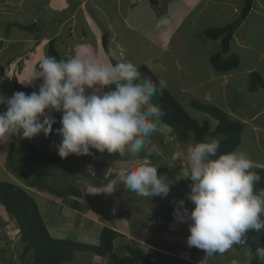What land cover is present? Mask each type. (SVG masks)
<instances>
[{
	"label": "rangeland",
	"instance_id": "374dc122",
	"mask_svg": "<svg viewBox=\"0 0 264 264\" xmlns=\"http://www.w3.org/2000/svg\"><path fill=\"white\" fill-rule=\"evenodd\" d=\"M0 1L2 2V7L5 4L2 10H0V15L10 12L12 15L16 16V4H18V8H20L19 11H25L26 15L28 16L27 18H29L32 14L38 13L39 18H37V21H39L41 14H44V11L46 13V10H44L45 5L48 8H50V6L56 8L61 5V0H53V5L51 4L52 0H50L49 3L48 0H5V2H3V0ZM73 1L76 0H68V3L72 4ZM77 1L78 4L79 2L81 3V5L83 4L82 6H84L87 10L89 8V5H92L94 2V0ZM148 1L149 5H151V7L153 8L152 10L159 14L168 11L169 8L172 9V7L174 6L173 3H171L170 7L167 6L169 4V0H155L156 2L152 0ZM226 1L227 3L224 2V6H219V12H222L221 15H217L218 13L214 12L210 16L205 15L199 18L194 14V16L185 21L179 32L181 33V36L184 37L183 39L186 40L185 46L184 42L178 44V40L175 43V54H172L180 57V59L178 60V71L172 73L171 78L165 81V87L179 101L184 109L189 112V114L200 124L207 120L210 121L213 129L216 125V121L211 120L210 117H206L200 112L193 109L191 101L198 100V98L187 96L185 94V89L188 88L189 85L193 86L195 83L200 82L201 79H203V77L207 75L208 69H212V65L210 63V57L212 53L219 52L220 50L222 51V44L220 46H218V44H212L214 43L212 42V40L210 42L211 44H209L210 46L201 45L202 42L209 41L205 36L204 31L211 28H221L229 24L243 23L240 22V14L244 7L245 0ZM100 2H104V0H100ZM12 4H15L14 7H9ZM261 5H264L261 0H255L254 8L255 6L259 8ZM95 7H97V10L102 11V8H100L101 6L98 3L95 4ZM178 7H181V5H178ZM105 8L108 9V7ZM175 9L176 11H178L176 5L173 7L172 11L174 12ZM101 13L96 14V20L98 22V20L100 19V21L106 26L105 29L107 30L109 15L107 14V11ZM125 13V18L127 20L126 22H128L129 13L132 12L126 11ZM250 14H253L251 19L246 20V24H242L239 29V33L244 34L247 47L244 49H239L234 46L233 48V52L240 58V65L237 71L254 66L257 61V56L260 53L264 52V12L260 9H252ZM11 18H9L8 21L6 20V18H1L0 31L4 32V30H8L9 36H17L18 30L13 26L14 24H12V22L17 21V19H20V17L19 15H17L16 18L13 19V21L9 22ZM46 18L47 16L45 15L43 21L46 20ZM23 19L25 20L26 17ZM194 20H196V23L193 25ZM6 21L7 23H5ZM18 24L22 25L21 22H18ZM38 26L40 28H44L45 24H43V22H40ZM66 27L67 31L64 30L65 34L67 33L72 35V28L69 25H67ZM40 28L39 30H41ZM44 30V32L38 33V36L40 34L42 36L40 40H44L43 38L47 34L46 28H44ZM106 30L104 31L107 32L108 30ZM32 31L34 33V30ZM129 33H134V30H131V32ZM60 34H63V32H61ZM125 36H127V34ZM138 40L139 42L135 43L136 48L130 47V51L123 53H119V51L115 53V50L111 49L108 43L107 49L104 48V50H102V56L99 59L102 61V63L112 64H114V61L116 63L130 61L134 63L138 68H140L141 66L145 65L147 58L154 57L156 56V54H159V52L157 48L147 49L142 38H138ZM82 41L93 44L90 46V48L87 47L85 49L87 51L89 50L90 53L88 52V54H84L81 57H79L78 55V57L81 59L94 57L93 53L97 50V44L100 47H103L101 39H99L97 35L94 36L90 32L88 33L87 39L84 38ZM126 41L131 40L127 39ZM197 43H199L201 46L196 47ZM73 49L74 48L72 47L70 52L68 53L67 51H64L59 47V51L61 54L59 52L58 53L60 54L61 59H71L75 54ZM48 50V47L44 48L45 56H49V54L47 53ZM165 59L167 62L166 64H168L167 70L169 72L164 73V76L165 78H167L170 72L174 71V67L177 64L173 61L174 59L171 55H166ZM185 60L189 61L188 64L191 63L192 65H187V68L182 70V67L184 65L183 62ZM36 63L37 62L35 60L33 69H36L38 67L40 71V64L38 63L37 66ZM263 65L260 68L262 70L264 67ZM4 67H6L7 70H11V68L6 64ZM7 70L6 72H8ZM19 71L21 72L22 76H24L26 68L23 66ZM39 71L37 72L39 73ZM29 76L30 75H27L21 78V81L25 85H30V81L27 79ZM6 82V76L0 77V85L2 87L3 96H5L4 93L8 92V84H6ZM35 83L34 91H38L42 80H39ZM88 94H90V92ZM263 97L264 95L259 93L251 95V99H253V101L257 104L261 105L264 104V99H262ZM237 101H239V99L236 98V96L231 95L228 96V98L225 97V103L223 105L226 107V109H228L227 111L229 113H227L232 118H234V111L236 110H240L243 116L249 115L246 116L247 120H244L247 121V123L242 121L244 131L247 130V135H244L243 138L245 137L244 142L249 143V141H251L252 145L246 147V150L244 149V145H242V149H244V153L246 151L247 156L250 157L251 152L249 151L254 148L256 143L257 145L259 144V149H261L262 146L264 147V112H259L256 115H253V117H250L251 113H254L253 108L244 104L238 105ZM250 119H252L251 126H249ZM254 133L256 134V136L254 135ZM258 137L260 138V140H258ZM60 139L61 138L56 135V132H53V134H51L47 138L43 134H40L39 136L31 140H25L20 135H15L11 139L13 143H11V140H1L2 146L0 148V154H4V156H6V159L8 157H13L15 158V161H17L22 156L29 155L30 151L34 149L42 157H56V155H58L56 148L59 145ZM192 139L193 135L187 143H179L172 129L162 124L161 120L157 118V131L148 139L144 149L141 151L138 157H132L128 154L109 155L107 154V152L100 154L95 150H91L92 154L89 156L73 155L69 156L67 159H62L61 161L54 162L53 164L45 167H41L36 162H29L20 168L25 171L29 175V177L42 179L48 185V187L50 186L57 190H61L64 187L66 189L70 185H75L82 192V202L85 201V203H88L90 209L94 211L92 215H96L98 212L99 214H103L104 217L108 214V219L114 216L113 221L116 226V230L121 233L122 238V240L120 238L118 241H116V253L118 255L124 256L126 254L127 251L125 252V250L123 249L125 242L131 243L134 246H140L139 248L153 256L155 261L158 258V252L154 250V248H158V246H161L166 249H172L174 247L180 251L177 254L181 258L178 259L187 264H191L187 262V260L189 258H192V255L199 252L200 250H197V248L195 247L190 248L188 247V245H186V250L185 247H181L182 241H185L187 244V237L190 235V232L188 224L178 222L173 216V213L174 208L176 207L174 201L184 199L185 207H187L189 210L194 207V205L190 201H188L185 196V193L190 191L189 185L191 184V181L186 178L188 176V166L185 162V156L187 148L194 144ZM238 151L241 152L243 150L239 149ZM262 152L264 153V151ZM144 162L150 163L152 166L159 167L158 175L163 174L167 176L169 181H171L172 186L167 197H153L152 199L141 197L136 193L129 191L123 185V183L119 181L118 177L121 171L139 166ZM255 164L256 163L253 164V167L255 166ZM21 187L25 189V186ZM27 188L29 189L27 190V193L32 198V195H34L32 192L33 190H37L41 193L47 192L41 191L35 187ZM86 220V222L90 221L89 218ZM98 226L100 227L99 223ZM105 227L108 226L105 225ZM138 230L139 238L135 237V235L133 234ZM130 231L132 232V234ZM128 238V241L125 240ZM19 243L20 232L17 223L15 219L11 215H9L6 212L5 208L0 204V264H24V261L20 259L23 246ZM127 245L128 244L125 245V248ZM155 245L158 246L156 247ZM191 249L193 250L191 251ZM197 256H200V260H196L197 262H195V264H247V260L252 257V253L249 248L243 249L242 251H237L232 247L223 254L207 256L204 251H201L200 253H197ZM192 261L194 262L193 259ZM156 262H160V264L166 263L159 259H157ZM69 263L102 264L98 257L91 252H82L81 254L77 253L75 259Z\"/></svg>",
	"mask_w": 264,
	"mask_h": 264
},
{
	"label": "clouds",
	"instance_id": "9594fccd",
	"mask_svg": "<svg viewBox=\"0 0 264 264\" xmlns=\"http://www.w3.org/2000/svg\"><path fill=\"white\" fill-rule=\"evenodd\" d=\"M39 78L38 91H18L10 98L0 95V106H6L0 112V140L15 135L25 140L40 134L47 138L57 123L51 114L59 113L56 135L61 139L56 150L61 159L89 156L91 150L138 157L157 131L161 112L151 104L157 88L147 78L142 80L130 61L112 64L94 57L45 56ZM222 139L207 137L187 148L186 178L191 184L185 196L194 207H185L184 199L174 201L175 219L188 224V247L207 256L247 244L249 232L264 233V190H255L261 177L251 171L253 162L245 153L218 155ZM158 168L144 162L121 171L118 179L141 197H167L172 183L158 175ZM255 256L264 261V247L258 246Z\"/></svg>",
	"mask_w": 264,
	"mask_h": 264
},
{
	"label": "crops",
	"instance_id": "0c3cea01",
	"mask_svg": "<svg viewBox=\"0 0 264 264\" xmlns=\"http://www.w3.org/2000/svg\"><path fill=\"white\" fill-rule=\"evenodd\" d=\"M49 1L50 0H48V3ZM3 2H5V0H3ZM148 2H149L148 0H104V2H100V0H94L93 4L92 5L90 4L87 10L85 9L84 6H82L83 4L81 5L80 2L78 4L77 0L73 1L72 4H69L68 0H61V5L56 8H54L53 6H50V8H48L46 7V5L45 6L43 5L44 10H46V13L44 11V14L43 15L41 14L39 21H37V18H39L38 13L32 14L29 18H27L28 16L26 15L25 11L23 12L19 11L20 8H18V4H16L17 5L16 16L19 15L20 19H17V21L12 22V24H14L13 26L18 30L17 36H13V35L9 36L8 30L6 31L4 30V32L0 31V65H1L0 67H4L6 64L8 65V67L11 68V70L9 69L7 70L6 67H4V69L8 71V74L7 75L5 74L7 78L6 84H8V89H7L8 92L4 93L5 95L4 97L10 98L13 95L14 78H17L22 85L31 87L34 91V83L41 80L39 78L40 72L38 73L36 69H33L34 62L36 60L37 66L38 63L41 64L43 58L45 57L44 48L45 47L49 48L50 40L51 41L54 40L55 48L59 53H60L59 47L62 48L64 51H67L68 53L73 47L75 53L74 56L78 57L79 55V57H81L84 54H88L89 50L87 51L85 49L87 47L90 48V46L93 44V43H88L86 41H82L84 38L87 39L89 32L94 36L97 35V37L101 39V43L103 41L102 38L104 34L108 33L109 46L111 49L115 50V53L118 51L119 53L128 52L130 51V47L136 48L135 43L139 42L138 38H142L144 40L147 49L157 48L159 54H156V56L154 57L147 58L146 62L145 61L142 62H145V65L150 66L149 67L150 70L165 86V81L171 78V74L178 71L177 67H178V60L180 59V57L172 54L176 50L175 43L178 40H179L178 44L184 42V46H185L186 40H184L183 39L184 37H182L181 33H179L185 21H187L192 16H194V14L196 15V17L199 18L205 15L210 16L214 12H217L218 13L217 15H221L222 12H219L220 10L219 6L220 5L224 6L225 4L224 2L227 3V1L226 0H169V4L167 6L170 7L171 3H173L174 6L176 5L178 11H176L175 9V11L173 12L172 11L174 7L173 6L172 9L168 7L169 10L162 14L153 11L152 10L153 8L151 7V5H149ZM261 2L264 4L262 0ZM97 3L101 6L100 8H102L101 9L102 11L97 10V7H95V4ZM51 4L53 5V0ZM254 4H255V0H254ZM14 5L15 4H12L9 7H14ZM178 5L179 6L181 5V7H178ZM4 6L5 4L3 5V7ZM3 7H2V2L0 1V10H2ZM105 7H108V9ZM253 9H260L261 11L264 12V5H261L259 8L255 6V8L253 7ZM105 11H107V14L109 15L108 27H107L108 31L105 29L106 26L100 21V19L98 20V22L96 20L97 19L96 14ZM126 11L132 12L129 13L128 22H126L127 20L125 18ZM45 15L47 16V18L46 20L43 21ZM16 16L12 15L9 12L7 14L0 15V20L1 18H6V20L8 21V19L12 17L9 20V22H11L13 21V19L16 18ZM252 16L253 14H250L246 20H250ZM25 17L26 19L24 20L23 18ZM246 20L243 21L242 24H246L245 23ZM7 21L5 23H7ZM18 22L19 23L21 22L22 25H19ZM40 22H43V24H45L44 28H46L47 30V34L43 38L44 40H40L42 37L41 34L38 36V33H42L45 31L44 28H40L38 26ZM195 23L196 20H194L193 25ZM242 24L239 26V28L236 30L234 34L233 40L231 42V53H234L233 52L234 46H236L239 49H244L247 47L244 34L239 33V29L242 26ZM67 25H69L72 28V35L67 33L65 34L64 30L67 31L66 29ZM38 27L41 30H39ZM32 30H34V33ZM104 30H106L107 32H105ZM131 30H134V33L132 34L129 33L131 32ZM61 32H63V34H60ZM126 34L127 36H125ZM127 39H130L131 41H126ZM208 40L209 41L202 42L201 45L208 46L209 44H211L210 43L211 40L210 39ZM212 42H214L212 44H218V46L221 45L220 40H212ZM201 45L197 43L196 47ZM102 50H104V47H100L97 44V50L93 53L94 58L99 60L100 62H102L99 59L102 56L101 55ZM219 52H221V50ZM216 53L218 52H214L212 53V55ZM166 55H171L174 59L173 61L176 62L177 64L174 67V71L170 72L167 78H165L164 76V73L169 72L167 70L168 64H166L167 62L165 59ZM256 60L257 61L254 66L248 67L244 70L237 71L239 68L238 67L237 69L228 73H217L212 67L211 70L208 69L207 75H205L200 82L195 83L193 86L189 85L188 88L185 89V94L190 97L198 98V100H192V101H198L200 103L217 106L222 110H224L226 113L228 112L227 111L228 109H226V107L223 105L225 103V97L228 98V96L233 95L239 99V101H237L238 105L244 104L246 106L253 108L254 113H251L250 117H253V115H256L259 112L263 113L264 104L261 105L254 102L253 99H251V95L255 93L264 95V90L260 89L258 91H252L249 87L251 82L250 75L254 72L259 73L264 80V67L263 70L260 69L261 66L264 64V52L260 53L257 56ZM183 63L184 65L182 67V70L187 68V65L191 64V63L188 64L189 61L187 60H185ZM23 66L26 68L24 76H22L21 72L19 71ZM5 73L7 72L5 71ZM27 75H30L27 78L30 81V85L29 84L25 85L21 81V78ZM0 91H1V95H3L1 85H0ZM262 99H264V97ZM246 116L249 115L243 116L240 110H236L234 111L235 119L234 118L233 119L242 122L245 119L247 120ZM244 122L247 123V121ZM251 122L252 119L249 120V124H250L249 126L252 125ZM245 131L242 134V142L239 148L237 149V150L239 149L243 150L241 151L243 153H244V149L246 150V147L252 145L251 141H249V143L244 142L245 137L243 138V136L247 135V130ZM254 135L256 136L255 133ZM258 140H260L259 137ZM263 140H264V135H263ZM242 145H244V149H242ZM258 145L256 143L254 148L253 149L251 148L252 150L249 151L251 152L252 155V157L250 155L249 158L251 159L253 164L256 163L255 166L252 167V169H264V153L262 152L264 151V147L262 146V148L259 149ZM1 146H2V142L0 140V148ZM245 154L247 155L246 151ZM5 163H6V156H4V154L3 155L0 154V177H1L0 179H3L0 181L13 183L20 186H25L16 177H14L8 172ZM24 188L26 189V191L29 190L26 186ZM32 192L34 194L32 196L36 200L39 206L44 222L51 236L55 239L64 240V239L72 238V239H76L77 242H81L83 244L98 246L100 244L101 233L103 232L105 225H107L109 228L113 229L114 231L118 232L116 230V226L113 221L114 216L108 219V214L104 217L103 214H99L97 211H96L97 212L96 215H92L94 211L90 209L88 203H85V201L82 202L83 197L78 198L74 196H68L66 198H59L48 192H45L46 194L41 193L37 190L36 191L33 190ZM91 215L94 217H92ZM88 218L91 221V224L90 221L86 222L87 221L86 219ZM98 223L100 224V227L98 226ZM138 232L139 230L134 232L133 234L135 235V237L139 238ZM120 238L121 236L117 238L116 241H118ZM125 240L128 241L129 238ZM116 241L114 242L115 253L117 251ZM19 244L22 245L21 243ZM126 244L128 245L125 248ZM186 245H187L186 242L182 241L181 247L182 246L185 247V250L187 249ZM128 246L130 247L133 246L134 248L140 247L125 242L123 247L125 252L127 251ZM155 246L157 247L158 245ZM154 250L158 252L157 259L166 262L165 264H176V263L187 264L179 260L181 257L177 254L180 252L179 250H177V248L173 247L172 249H166L161 246H158V248H154ZM192 250L193 249H191V251ZM201 251L203 252V250H200L197 253H200ZM197 253L192 255V258H189L187 262L191 264H195V262H197L196 260H200V256H197ZM78 254H81V252H79ZM127 255H129L128 251L124 256ZM95 256L98 257V259L102 264H108V257H101L96 254ZM192 259L194 260V262L192 261ZM156 261L154 259L155 264H160V262H156ZM66 264H71V263L68 262Z\"/></svg>",
	"mask_w": 264,
	"mask_h": 264
},
{
	"label": "trees",
	"instance_id": "16d2710c",
	"mask_svg": "<svg viewBox=\"0 0 264 264\" xmlns=\"http://www.w3.org/2000/svg\"><path fill=\"white\" fill-rule=\"evenodd\" d=\"M152 1L156 2L155 0ZM262 1L264 2V0ZM253 7L254 0H245L240 14V22L248 18ZM241 24L234 23L221 28H211L204 31L208 39L220 40L222 44V51L212 55L210 58V63L217 73L231 72L240 65L238 55L231 53V42L236 30ZM102 40L103 47L107 49L108 33L104 34ZM48 54L50 57L61 60V56L55 48L54 40L49 43ZM114 64H116L115 61ZM36 70L39 71L38 67ZM138 70L142 80L147 78L156 86L157 92L151 98V104L159 108L161 115L158 119L161 120L162 124L172 129L179 143H187L192 138V135L194 144L204 141L207 137H222L218 155L232 152L239 148L244 131V126L241 121L234 120L229 114L217 106L192 101V107L195 111L216 121L214 129L208 120L200 124L184 109L149 67L143 65ZM250 79V89L252 91L264 90V80L259 73H252ZM18 91L31 94L33 89L22 85L17 78H14L13 93ZM5 107L0 106V112L4 111ZM51 115L57 121L53 126V132H56V129L60 127L59 121L61 117L59 113H52ZM11 143H13L12 140ZM61 160L58 155L56 157H42L37 151L32 149L29 155L22 156L17 161L13 157H8L5 164L8 172L26 187H35L59 198H66L68 196L81 198L82 192L75 185H70L66 189L64 187L61 190H57L50 186L48 187L42 179L29 177L20 168L29 162H36L41 167H45ZM251 171L261 177L260 182L255 185V190L257 192L264 190V169H251ZM0 204L17 223L20 232V243L23 245L20 259L24 261V264H66L72 261L79 252H91L101 257H108L109 264H155L150 254L133 246L127 247L129 254L127 256L116 254L114 252V242L121 235L109 227L103 229L101 241L98 246L87 245L70 239L60 240L53 238L44 222L37 202L20 185L0 182ZM258 246L264 247V233L257 234L249 232L247 234V244H237L232 247L237 251H242L246 248L251 250L252 257L247 260V264H264V261H260L255 256V250Z\"/></svg>",
	"mask_w": 264,
	"mask_h": 264
},
{
	"label": "water",
	"instance_id": "95a60500",
	"mask_svg": "<svg viewBox=\"0 0 264 264\" xmlns=\"http://www.w3.org/2000/svg\"><path fill=\"white\" fill-rule=\"evenodd\" d=\"M0 70H1V76H3L4 75V68H1Z\"/></svg>",
	"mask_w": 264,
	"mask_h": 264
}]
</instances>
